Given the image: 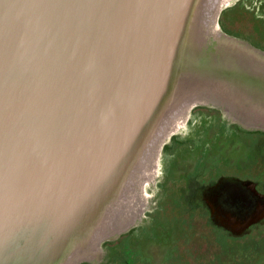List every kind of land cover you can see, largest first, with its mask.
I'll return each mask as SVG.
<instances>
[{"label": "water", "instance_id": "water-1", "mask_svg": "<svg viewBox=\"0 0 264 264\" xmlns=\"http://www.w3.org/2000/svg\"><path fill=\"white\" fill-rule=\"evenodd\" d=\"M238 1L0 0V264H107L187 177L166 147L203 139L196 107L264 133V49L220 24Z\"/></svg>", "mask_w": 264, "mask_h": 264}, {"label": "flooded vegetation", "instance_id": "flooded-vegetation-1", "mask_svg": "<svg viewBox=\"0 0 264 264\" xmlns=\"http://www.w3.org/2000/svg\"><path fill=\"white\" fill-rule=\"evenodd\" d=\"M220 23L264 49V0H239ZM192 114L197 123L189 124L202 127L204 139L174 136L166 147L187 159V177L163 187L147 213L152 224L108 243L114 255L107 264H264V133L224 128L215 109L196 107Z\"/></svg>", "mask_w": 264, "mask_h": 264}, {"label": "rangeland", "instance_id": "rangeland-1", "mask_svg": "<svg viewBox=\"0 0 264 264\" xmlns=\"http://www.w3.org/2000/svg\"><path fill=\"white\" fill-rule=\"evenodd\" d=\"M240 18H242V17H240ZM237 20L239 19V18H236ZM236 20V22H235V24L237 25V27H239V26H243V27H245V25L244 24H242V23H240L239 21H241V20H238L237 21ZM222 25V24H221ZM223 27L225 28V29H227L228 27L227 26H225V25H223ZM236 27V28H237ZM230 30H232V29H230ZM241 34H244V35H249V32H240ZM249 37V36H248ZM195 119V116L192 118V120H194ZM195 121V120H194ZM195 123H197L196 121H195ZM203 137V139H204V137H205V134L202 136ZM180 138V137H179ZM170 155V154H169ZM195 159V158H194ZM194 159H193V161H190V162H194ZM187 163H188V161H187V159L185 160Z\"/></svg>", "mask_w": 264, "mask_h": 264}, {"label": "trees", "instance_id": "trees-1", "mask_svg": "<svg viewBox=\"0 0 264 264\" xmlns=\"http://www.w3.org/2000/svg\"><path fill=\"white\" fill-rule=\"evenodd\" d=\"M222 16V15H221ZM220 19H221V17H220ZM221 24V23H220Z\"/></svg>", "mask_w": 264, "mask_h": 264}]
</instances>
